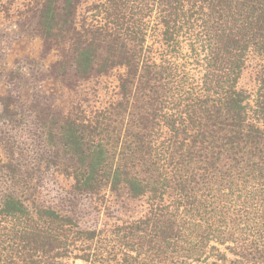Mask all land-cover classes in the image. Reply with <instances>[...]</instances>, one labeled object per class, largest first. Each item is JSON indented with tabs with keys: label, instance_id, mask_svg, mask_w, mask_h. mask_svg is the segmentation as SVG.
<instances>
[{
	"label": "trees",
	"instance_id": "obj_1",
	"mask_svg": "<svg viewBox=\"0 0 264 264\" xmlns=\"http://www.w3.org/2000/svg\"><path fill=\"white\" fill-rule=\"evenodd\" d=\"M22 14L55 56L46 74L102 94L66 111L37 89L0 96V264H264V0H27ZM57 175L71 190L47 201ZM108 194L144 212L84 224L75 200Z\"/></svg>",
	"mask_w": 264,
	"mask_h": 264
},
{
	"label": "rangeland",
	"instance_id": "obj_2",
	"mask_svg": "<svg viewBox=\"0 0 264 264\" xmlns=\"http://www.w3.org/2000/svg\"><path fill=\"white\" fill-rule=\"evenodd\" d=\"M27 0H3L0 11V96L10 88L18 91L23 100H28L33 90H41L51 95L55 107L66 111L81 96L90 98L92 105L101 99L100 84L90 83L73 91L67 89L56 79L46 74L49 64L54 61L53 54L40 56L41 41L33 29L32 21L22 14ZM248 68L241 78L240 85L253 93L255 75ZM98 90V97L93 96ZM6 128L2 125L1 130ZM3 151L0 148V156ZM71 180L56 176L54 184L49 183V191L43 193L47 201H59L71 190ZM110 202H95L90 197H79L75 200L78 216L86 225L99 226L104 221L126 220L140 216L144 212V202L127 199L125 196L114 199L108 194Z\"/></svg>",
	"mask_w": 264,
	"mask_h": 264
}]
</instances>
